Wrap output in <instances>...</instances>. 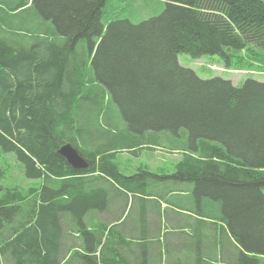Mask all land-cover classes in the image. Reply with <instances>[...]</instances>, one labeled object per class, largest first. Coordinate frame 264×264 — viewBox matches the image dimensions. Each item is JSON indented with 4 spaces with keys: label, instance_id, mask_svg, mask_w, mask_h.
Masks as SVG:
<instances>
[{
    "label": "trees",
    "instance_id": "1",
    "mask_svg": "<svg viewBox=\"0 0 264 264\" xmlns=\"http://www.w3.org/2000/svg\"><path fill=\"white\" fill-rule=\"evenodd\" d=\"M108 1L0 0V154L44 181L24 193L0 187V264H130L104 257L112 241L86 221L108 216V187L143 200L137 218L124 217L121 203L107 226L139 221L146 207L153 218L160 193L186 222L212 221L226 255L217 252V264H264V82L202 79L177 58L216 55L232 69V54L248 51L241 70L264 68V0H162L159 15L137 24L122 13L138 0L116 13ZM65 143L87 168L57 153ZM163 143L181 156L174 174L125 176L114 162ZM132 241L136 264H152L155 240ZM193 246L178 252L181 262L197 264ZM98 247V258H85Z\"/></svg>",
    "mask_w": 264,
    "mask_h": 264
},
{
    "label": "rangeland",
    "instance_id": "2",
    "mask_svg": "<svg viewBox=\"0 0 264 264\" xmlns=\"http://www.w3.org/2000/svg\"><path fill=\"white\" fill-rule=\"evenodd\" d=\"M129 2V0H109L105 7V11L107 13H116L119 8H123L124 4H128ZM116 4L120 5L117 10L114 9ZM164 6V1L162 0H138L133 4L127 5L122 16L128 18L132 23L137 24L143 19L159 15L163 11ZM232 56V69H227L224 60L216 55H205L200 59H193L186 53H179L177 58L181 66L192 69L202 79L222 77L223 79L231 80L232 84L235 86H241L249 78L264 82V68L257 66L252 72L241 70V64H245L247 59H251V55L248 54V51L234 52ZM254 61L257 62V60ZM167 147V144L163 143L160 147H156L155 151L144 150L138 155H131L125 151L118 152L114 158V162L125 176H131L142 170L150 171L158 175H171L176 172L175 164L181 156L177 153L171 154L167 150ZM0 167V187L3 193L4 190L12 189H17L24 193L26 188L41 187L43 185L44 181L42 179H27L24 177L21 165L17 162L15 155L12 153L0 154ZM108 189L111 191V200L114 202V207H118L122 203L124 217L128 215L129 217H138L141 211V199L138 198V196H131L130 194L122 195L109 187ZM162 197L160 193L156 195V200L160 203L156 209L154 207V201L156 200L150 201L154 214L153 221L159 223L161 234L157 236L153 249H150V254L148 253L147 255H150L149 258L152 264H194V262L187 263L179 260L180 257H183L181 255L182 252L178 253V248L181 247L182 243L180 244L179 241L176 244L174 240H179L178 235L169 233L168 230L170 228V220L178 211L173 206L165 205L163 202L165 200H163ZM167 198L166 202H171L176 200L177 195L168 196ZM9 205H18V202ZM138 242L140 247L141 241ZM148 244L151 245L150 242H148ZM221 245L223 246L222 242L219 241V246ZM0 261H3L1 253ZM218 264H225V261L218 260Z\"/></svg>",
    "mask_w": 264,
    "mask_h": 264
},
{
    "label": "crops",
    "instance_id": "3",
    "mask_svg": "<svg viewBox=\"0 0 264 264\" xmlns=\"http://www.w3.org/2000/svg\"><path fill=\"white\" fill-rule=\"evenodd\" d=\"M31 188L39 189L40 186L26 188L25 190L28 191ZM182 196H184L183 193H180V199ZM207 199L208 198L206 196H201L197 199V203L203 204L202 201ZM210 200V202H213L218 206V200H213L211 198ZM112 208L113 205L108 211V216L104 213H99L95 217L89 216L86 219V221H90V226H92V228L89 227V229L91 231L93 229V225H96V228H94V232H96L97 236L101 238V242H104L107 234L112 241L111 245L108 246V248L102 253L104 254V257H111L109 253L113 252L119 254L125 259L127 258L130 264H136L137 255L138 252L141 253V248L139 250L136 242L132 240L137 239L138 241H141V246L143 247L146 244L145 241H154L157 239V236L161 234V227H159V223L155 224L153 218L150 217L149 214H147L146 210H148V207L143 208L145 215L139 221L130 220L124 224H121L120 220H117L114 223L108 224L107 226L106 223L109 221L111 222V220L107 219L108 217L110 219V214H112V216H116L122 213L121 207H118L116 211ZM210 222L202 223L201 221H194V224L192 225L190 222H186V219L183 217V215H175L170 220V228L168 229L169 233L178 235L179 240H174L176 244L179 241L180 244L182 243L181 247L178 248L179 251L184 248L185 244L193 240V257L195 258V260H197V264H203L204 262V264H217V252L218 254L220 252L218 256H226L222 253L223 246H219L218 230L216 226L214 224H210ZM110 226L113 227L110 228ZM86 236L87 235H85V243L88 242V244L93 247V239H91L90 242L89 240H87ZM99 251L100 247L97 248L95 254H90L85 249V258L88 256L98 258ZM86 262L87 261H85V264H87Z\"/></svg>",
    "mask_w": 264,
    "mask_h": 264
},
{
    "label": "water",
    "instance_id": "4",
    "mask_svg": "<svg viewBox=\"0 0 264 264\" xmlns=\"http://www.w3.org/2000/svg\"><path fill=\"white\" fill-rule=\"evenodd\" d=\"M57 153L65 159L66 163L73 169H85L88 163L81 157L78 150L72 146L71 143L63 144Z\"/></svg>",
    "mask_w": 264,
    "mask_h": 264
}]
</instances>
